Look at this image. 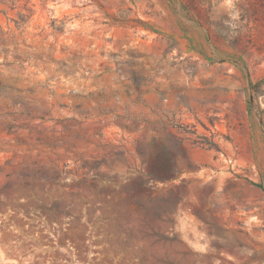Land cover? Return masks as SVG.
Returning <instances> with one entry per match:
<instances>
[{
    "label": "rangeland",
    "instance_id": "374dc122",
    "mask_svg": "<svg viewBox=\"0 0 264 264\" xmlns=\"http://www.w3.org/2000/svg\"><path fill=\"white\" fill-rule=\"evenodd\" d=\"M0 228L25 264H264V0H0Z\"/></svg>",
    "mask_w": 264,
    "mask_h": 264
},
{
    "label": "crops",
    "instance_id": "0c3cea01",
    "mask_svg": "<svg viewBox=\"0 0 264 264\" xmlns=\"http://www.w3.org/2000/svg\"><path fill=\"white\" fill-rule=\"evenodd\" d=\"M11 230L0 228V264H25L18 256L17 246L11 244V240L6 239Z\"/></svg>",
    "mask_w": 264,
    "mask_h": 264
}]
</instances>
